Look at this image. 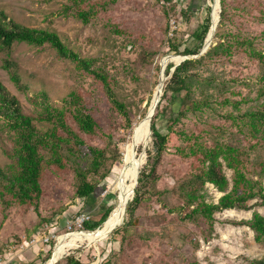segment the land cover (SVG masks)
Segmentation results:
<instances>
[{"label":"rangeland","instance_id":"obj_1","mask_svg":"<svg viewBox=\"0 0 264 264\" xmlns=\"http://www.w3.org/2000/svg\"><path fill=\"white\" fill-rule=\"evenodd\" d=\"M173 1L171 11L168 12L161 0H88L78 5H74L73 0H0V11H4L16 22L30 28L55 31L82 58L106 63L117 79L115 93L126 105L133 122L132 129H127L126 116L109 101L102 86L74 61L58 57L55 49L48 45L38 48L19 43L9 56L0 51V80L17 96L25 110L33 109L29 102L31 95L46 92L56 105H62L63 99L73 89L80 90L99 123L95 133L83 134L86 144L101 148L108 142V137L112 136L123 154L122 164L114 166L110 175L99 185L94 207L76 195L75 178L68 170L63 171L60 176L49 174L46 177L39 215L33 208L27 212L19 206L6 207L0 201V264H16L21 256L24 257L21 259L22 264H55L57 261L65 264L64 258L69 255L76 256L82 264H250L253 260L264 258V243L255 241V232L247 224L254 212L264 216V205L260 197L249 201L247 210L233 209L216 213L215 232L209 241L201 236L204 228L184 221L178 212H172L162 205L169 188L175 184L176 177L189 168V159L186 158L184 149L187 148L188 151L194 139H186L181 132L196 134L200 142L209 145L210 136L204 130L214 132L217 128H223L226 140L231 144L248 146L247 130L243 128L238 116L257 110L263 100L257 97L260 86L257 81L258 62L249 58L244 51H240L241 55H236L231 60L218 62L224 69L221 79L230 84L226 96L232 101H240L238 106L217 105L196 116L189 115L175 125L170 134L164 162L159 167V179L152 187L154 196L138 208L137 226L130 228L134 240L122 246L119 238L114 239V231L124 225L127 200L135 186L138 169L145 161L140 172L147 165L145 153L135 156L138 144L143 142L144 151L154 149L149 125L150 119L156 114V106L168 79L166 67L183 61V58H172L171 55L175 54L169 53L167 48L166 26L170 28L169 13L178 21L177 39L184 42L181 50L195 43L190 40L191 34L205 22L209 14L212 33L208 43L206 42L209 46L206 51L228 34L253 40L256 48H264V25L261 20L264 0H227L231 21L223 25H220L221 0H218V25L216 13L212 24L213 4L216 0ZM89 4L105 7H99L97 17L91 23L84 24L78 18L76 10H88ZM69 6L71 9L66 11ZM219 27L223 35L218 34ZM206 39L207 36L205 41ZM145 45L160 47L154 64L148 68L137 63ZM196 57L198 56H190ZM7 58L16 63L21 82L29 88L27 94L18 89L12 79L11 69L4 68ZM211 74V71L203 72L204 76ZM167 97H170V93ZM165 104L167 101L161 107ZM230 115L236 116L237 120L230 118ZM156 122L163 133H168L166 116L160 115ZM135 133L137 135L134 138ZM8 136L7 129L0 124V137L6 141ZM255 156L264 161V148L257 150ZM9 163L10 160L0 147V165L5 167ZM225 173L231 189L233 171L225 167ZM262 183L264 186V178ZM222 195L212 184L207 185V202L217 203ZM132 200L133 198L130 201ZM104 203L112 207L116 203V221L119 224L124 219L120 226L117 227V224L107 228L105 224L102 229H98L100 232L95 234V238H83L82 234L77 233L72 236L63 235L66 233L63 227L67 219L77 212H91L95 217L100 205ZM59 207H65L66 211L62 216L54 218L59 220L58 226L51 228L63 235L60 237V244H67L70 240L73 243L71 249L59 260L53 261V256L43 262L48 248L40 242L28 244L27 241L31 238L28 235L29 232L37 235L46 228L47 224L38 226L41 218L51 215ZM54 241L53 251L57 245V241ZM196 243L199 245L196 246ZM61 246L65 248L64 245Z\"/></svg>","mask_w":264,"mask_h":264},{"label":"trees","instance_id":"obj_2","mask_svg":"<svg viewBox=\"0 0 264 264\" xmlns=\"http://www.w3.org/2000/svg\"><path fill=\"white\" fill-rule=\"evenodd\" d=\"M73 1L74 5H78L84 4L88 0ZM166 1L174 2L173 0ZM221 4L220 25H223V23L231 21V14L228 10L227 0H221ZM163 6L168 12L171 11V5L170 7ZM99 7L103 8L105 5L89 4L87 5L88 10H85L86 8L76 10L77 16L84 24H89L97 17ZM68 9H71V6L67 7L66 11ZM218 9L219 2L216 0L213 4L212 24L216 13L218 25ZM169 16L170 20L172 14L169 13ZM261 20L264 25V10L261 11ZM210 26L211 16L209 14L205 22L191 34L190 40H194L195 43L185 46L183 50L181 47L184 42L177 39L178 28L174 31L173 36H170L171 28L168 29V25L166 26L167 48L169 53L175 54L171 55L172 58L198 57L185 59L179 64L171 63L166 67L168 79L165 81L156 114L150 119L149 125L151 137L153 136L154 139V149L144 151L143 142L138 144L135 156L138 157L145 153L147 165L140 172L145 161L138 169L139 180L136 188L135 182V192L133 193V188L129 193L124 225L116 229L123 223V219L115 228L116 230H113L114 239L119 238L122 246L134 240L131 237L130 228L137 226L136 212L138 208L154 196L152 187L159 179V167L164 162L170 134L175 125L189 115L196 116L205 110L214 109L217 105L238 106L240 103V101H232L226 96L230 84L221 79L224 69L218 64L220 61L231 60L230 58L233 59L234 56L241 55L240 51H244L243 53L249 58L258 62L257 81L260 86L257 97L263 100L257 110L238 116L243 128L247 130L248 146L231 144L226 140V132L223 128H217L214 132L208 129L204 130V133L210 136L211 144L209 145L200 142L199 136L196 134L181 132V135H184L186 139L191 141L194 139L188 151L187 148L184 149L186 158L189 159V168L184 174L176 177L175 184L169 188L162 205L170 208L172 212H178L184 221L195 223L204 228L201 236L205 241H209L214 235L216 213L233 209L247 210L249 209L248 202L259 197L264 205L262 183L264 161L255 156L257 150L264 148V48H256L253 40L248 41L238 35L228 34L220 39L215 46L200 55L212 33V26L211 29ZM221 31L222 29L219 27L218 34L223 35ZM19 43L38 48L48 45L55 49L58 57L74 61L79 68L86 71L102 86L103 91L110 98L109 101L126 116L125 127L132 129L133 122L129 111L119 99V95L115 93L117 79L106 63L102 64L96 59L82 58L74 49L69 48L55 31L24 26L10 18L4 11H0V51L9 56L15 45ZM159 52L160 47L153 48L150 45H145L139 54L137 63L143 68H148L154 64ZM16 66V63L8 58L5 59L4 68L11 69L12 79L18 89L27 94L29 88L21 82ZM204 71H211L212 74L204 76ZM169 93L170 97L168 98ZM165 101L167 104L161 107ZM29 102L33 109L27 111L17 96L11 93L0 80V124L9 133L6 141L0 137V147L3 154L10 160V163L5 167L0 165V201L6 207L19 206L27 212L33 208L39 215L44 196L43 183L46 177L49 174L60 176L63 171L68 170L75 178L76 195L94 207V199L97 196L99 185L110 175L114 166L123 162V154L118 143L112 136H109L108 142L101 148L86 144L83 134L95 133L99 123L92 114L85 95L80 90L73 89L63 99L62 105H56L46 92L31 95ZM160 115L167 118L168 133H163L157 127L156 121ZM229 117L237 120L234 115ZM136 135L137 133L133 134V137L135 138ZM225 167L233 171L231 189ZM208 184H212L219 192L223 193L217 203L207 202L205 198ZM132 198L133 200L130 201ZM115 210L116 203L113 207L105 203L101 204L95 217L91 212H88L91 215V220L85 224V228L88 231L102 229L106 222L113 218ZM65 211V207L53 210L51 215L41 218L38 226L47 224L48 230L56 231L51 227L58 226L59 220L56 221L54 218L62 216ZM78 213L82 212L75 214ZM158 217L159 215L155 218ZM247 224L255 232V241L264 243V216L259 212H254ZM63 228L65 229V227ZM38 235L29 232L28 237L31 238L28 241ZM91 237L95 238L96 235ZM54 243V240L47 244L42 243L48 248L45 250L46 257L43 262L55 255L56 245L54 251L52 250ZM198 245L196 243V246ZM64 260L65 264H82L74 255H69ZM59 262L57 261L55 264H59ZM250 264H264V258L253 260Z\"/></svg>","mask_w":264,"mask_h":264},{"label":"built area","instance_id":"obj_3","mask_svg":"<svg viewBox=\"0 0 264 264\" xmlns=\"http://www.w3.org/2000/svg\"><path fill=\"white\" fill-rule=\"evenodd\" d=\"M161 3L167 7L171 5V3L167 2L166 0H161ZM170 28L171 29H170L169 35L173 36L174 31L178 28V21L174 16H171L170 18ZM90 220H91V215L88 212H82V213H78V214L71 216L65 222L66 225L64 227H65L66 233L63 235L72 236L73 234H76V233H83V232L88 231L85 228V224ZM63 235L56 233V231H51L45 228L39 232L38 237H35L30 241H27V240L26 241L30 245H35L39 242L47 244L51 240H56L58 244L60 237H62ZM21 247H23V244Z\"/></svg>","mask_w":264,"mask_h":264},{"label":"bare ground","instance_id":"obj_4","mask_svg":"<svg viewBox=\"0 0 264 264\" xmlns=\"http://www.w3.org/2000/svg\"><path fill=\"white\" fill-rule=\"evenodd\" d=\"M118 215H115L114 218H112L111 220H109L107 223H106V227L109 228V227H115L117 224H118ZM98 232H100V230L98 231H86V232H83V233H77V234H82L83 238H88V237H91L95 234H97ZM61 243V242H60ZM58 243L57 246H56V253L54 255V260L55 261L56 259H60L64 254H66V252L71 248V244L73 243V240H70L69 242H67V244H60ZM61 245H64L65 248Z\"/></svg>","mask_w":264,"mask_h":264},{"label":"water","instance_id":"obj_5","mask_svg":"<svg viewBox=\"0 0 264 264\" xmlns=\"http://www.w3.org/2000/svg\"><path fill=\"white\" fill-rule=\"evenodd\" d=\"M208 48H209V46L205 45V47H204V49H203V52H201V54L204 53V51H206ZM201 54H200V55H201ZM182 57H184L183 60L190 58L189 56H182ZM166 78H167V77H166ZM157 106H158V105H157ZM157 106H156V109H157ZM156 109H155V110H156ZM139 175H140V173L138 174V178H137V181H136V186H137V184H138ZM136 186H135V188H136ZM135 188H134L133 193L135 192ZM126 208H127V207H126Z\"/></svg>","mask_w":264,"mask_h":264},{"label":"crops","instance_id":"obj_6","mask_svg":"<svg viewBox=\"0 0 264 264\" xmlns=\"http://www.w3.org/2000/svg\"><path fill=\"white\" fill-rule=\"evenodd\" d=\"M193 2H197V1H199V0H192ZM22 257L23 256H21V258L19 259V261L18 262H16V264H22L23 263V260H21L22 259ZM24 258V257H23Z\"/></svg>","mask_w":264,"mask_h":264}]
</instances>
